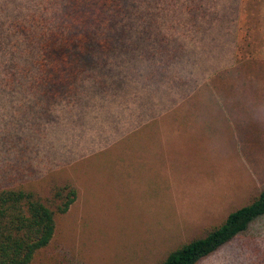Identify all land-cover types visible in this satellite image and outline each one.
Segmentation results:
<instances>
[{
    "label": "rangeland",
    "instance_id": "1",
    "mask_svg": "<svg viewBox=\"0 0 264 264\" xmlns=\"http://www.w3.org/2000/svg\"><path fill=\"white\" fill-rule=\"evenodd\" d=\"M57 1L0 0V188L74 184L57 264L154 263L264 187V76L232 84L264 73V0H122L106 43L75 52V91L49 94ZM195 264H264V215Z\"/></svg>",
    "mask_w": 264,
    "mask_h": 264
},
{
    "label": "trees",
    "instance_id": "2",
    "mask_svg": "<svg viewBox=\"0 0 264 264\" xmlns=\"http://www.w3.org/2000/svg\"><path fill=\"white\" fill-rule=\"evenodd\" d=\"M56 7L40 35L36 83L49 94L56 88L70 94L75 91L80 71L75 52L95 41L106 43L124 10L122 0H58ZM76 198L77 190L71 181L55 185L46 196L29 186L0 188V264H57L47 250L56 232L57 217ZM263 215L264 187L221 221L204 226L151 264H195Z\"/></svg>",
    "mask_w": 264,
    "mask_h": 264
},
{
    "label": "crops",
    "instance_id": "3",
    "mask_svg": "<svg viewBox=\"0 0 264 264\" xmlns=\"http://www.w3.org/2000/svg\"><path fill=\"white\" fill-rule=\"evenodd\" d=\"M263 52H264V45H263ZM234 53H232V63L234 62V56H233ZM264 63V62H263ZM225 67V66H224ZM223 65H219L217 67V71H219L220 68H222V70L224 69ZM263 76H264V73L262 75H251V74H248L247 76H232V84H234L235 86V89H237V87L241 84H243L244 86L247 85L249 82L252 84L254 82H257L259 80H262L263 79ZM210 76H205L203 77L204 79L202 80V83L203 81H206V79H209ZM226 79V78H225ZM233 88H231L232 90ZM233 91V90H232ZM191 93V92H190ZM157 109H158V103H157ZM158 115V112L155 114V116Z\"/></svg>",
    "mask_w": 264,
    "mask_h": 264
}]
</instances>
